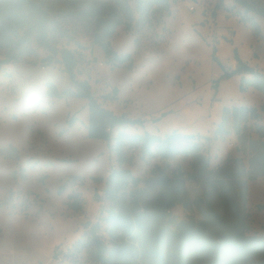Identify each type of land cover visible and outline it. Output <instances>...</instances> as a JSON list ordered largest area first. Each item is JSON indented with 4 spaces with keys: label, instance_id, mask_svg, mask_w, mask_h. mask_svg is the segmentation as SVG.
I'll return each instance as SVG.
<instances>
[{
    "label": "rangeland",
    "instance_id": "374dc122",
    "mask_svg": "<svg viewBox=\"0 0 264 264\" xmlns=\"http://www.w3.org/2000/svg\"><path fill=\"white\" fill-rule=\"evenodd\" d=\"M167 1L166 8L148 10L131 0L133 27H119L110 40L118 58L130 55L131 63L116 64L93 44L90 24L67 12L61 0H45L56 52L32 43L30 57L0 65V264H43L59 245H72L81 256L88 250L94 258L92 226L98 224L101 240H109L104 219L111 204L104 189L111 166L139 180L127 194L145 189L159 173L170 179L182 175L191 201L201 195L199 183L186 178L190 157L164 163L126 144L120 164L114 150L119 133L163 137L176 130L199 136L211 168L238 157L247 166L254 156L247 143L236 141L230 119L228 134L213 137L224 108L245 106L260 114L246 123L245 139H260L264 94L241 93L239 77H221L238 61L264 75V18L248 15L259 26L257 37L234 0ZM62 49L73 53L76 79L86 81L97 103L124 122L111 130L109 141L87 137V100L66 96L75 88L63 73ZM232 142L239 148H231ZM10 148L17 158L7 157ZM245 208L250 235H263V179L248 183ZM191 215L201 219L197 212Z\"/></svg>",
    "mask_w": 264,
    "mask_h": 264
},
{
    "label": "trees",
    "instance_id": "16d2710c",
    "mask_svg": "<svg viewBox=\"0 0 264 264\" xmlns=\"http://www.w3.org/2000/svg\"><path fill=\"white\" fill-rule=\"evenodd\" d=\"M64 9L85 20L93 30V44L103 53L113 58L116 64L131 63L130 55L119 57L111 50L110 40L119 27L131 30L135 8L131 0H61ZM136 8L152 10L167 7V0H135ZM243 9L242 22L248 24L255 34L260 29L253 17L264 18V0H234ZM49 14L45 0H0V51L4 58L0 65L17 63L33 54L32 43L49 52H56L51 44ZM66 74L74 86V92L66 96L87 100V137L109 141L110 132L124 122L103 109L92 96L86 81H78L74 75V56L67 49L59 51ZM214 62H218L213 57ZM231 76L241 77L239 91L249 89L264 94V75L260 70L237 62V67L224 72L221 79ZM55 96V95H54ZM57 97H61L58 95ZM264 113V105L260 107ZM255 108L240 106L224 108L221 121L215 127L213 140L228 134L229 119L236 128V141L243 146L247 143L253 152L244 164L242 159L228 158L224 163L210 167L208 155L201 152L197 141L199 136L184 135L174 130L163 137L144 133L127 135L119 133L115 138V154L122 164L123 147L127 144L139 146L143 155L157 158L164 163L177 158L190 157L193 160L192 172L186 176L199 183L202 193L191 201L185 190V180L176 174L172 179L159 173L145 189H135L127 194L128 187H137L139 180L130 171L117 167L110 172L106 181L104 196L110 208L104 222L108 226V245L98 235L99 225L90 229V241L94 247L95 264H264V225L263 235H250L245 208L248 183L264 180V128L258 127L260 139H245L244 127L250 120H259ZM139 124L138 121L133 122ZM130 123V124H133ZM73 120L67 122L72 126ZM110 132H107V130ZM210 141V138L203 137ZM236 145L235 148H239ZM4 152V151H3ZM17 151L9 149V158H17ZM181 206L185 218L172 214V209ZM258 208H263L259 206ZM170 211L171 214H167ZM201 219L197 221L193 214ZM77 248V247H76ZM79 254V249H76ZM87 259L77 264H89L94 259L85 250Z\"/></svg>",
    "mask_w": 264,
    "mask_h": 264
},
{
    "label": "built area",
    "instance_id": "2783aa9c",
    "mask_svg": "<svg viewBox=\"0 0 264 264\" xmlns=\"http://www.w3.org/2000/svg\"><path fill=\"white\" fill-rule=\"evenodd\" d=\"M190 11H194L193 6L190 7ZM61 78L64 80V76H61ZM107 132H110V130L108 129ZM230 147H235L234 142L230 144ZM131 151L134 152V149ZM115 169V166H111V172ZM167 214H171V212L168 211ZM106 243L107 246H110L108 245V241ZM81 259H87L86 255L84 254L81 256L76 253V249H74L72 245H59L53 250L50 259L46 260L43 264H77Z\"/></svg>",
    "mask_w": 264,
    "mask_h": 264
},
{
    "label": "crops",
    "instance_id": "0c3cea01",
    "mask_svg": "<svg viewBox=\"0 0 264 264\" xmlns=\"http://www.w3.org/2000/svg\"><path fill=\"white\" fill-rule=\"evenodd\" d=\"M239 77V76H237ZM241 77L238 78V80H240ZM166 135V134H165ZM172 214H174L177 217H180V215L183 212V208L181 206H176L175 208L172 209Z\"/></svg>",
    "mask_w": 264,
    "mask_h": 264
},
{
    "label": "bare ground",
    "instance_id": "6f19581e",
    "mask_svg": "<svg viewBox=\"0 0 264 264\" xmlns=\"http://www.w3.org/2000/svg\"><path fill=\"white\" fill-rule=\"evenodd\" d=\"M110 244V243H109Z\"/></svg>",
    "mask_w": 264,
    "mask_h": 264
}]
</instances>
